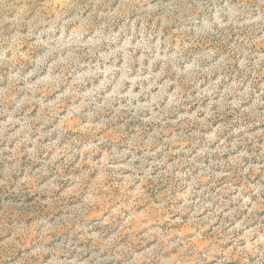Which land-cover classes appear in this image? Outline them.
<instances>
[{"label": "rangeland", "instance_id": "1", "mask_svg": "<svg viewBox=\"0 0 264 264\" xmlns=\"http://www.w3.org/2000/svg\"><path fill=\"white\" fill-rule=\"evenodd\" d=\"M0 264H264V0H0Z\"/></svg>", "mask_w": 264, "mask_h": 264}]
</instances>
